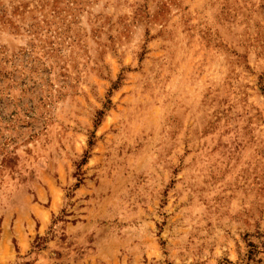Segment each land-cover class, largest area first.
Returning <instances> with one entry per match:
<instances>
[{"label": "rangeland", "instance_id": "1", "mask_svg": "<svg viewBox=\"0 0 264 264\" xmlns=\"http://www.w3.org/2000/svg\"><path fill=\"white\" fill-rule=\"evenodd\" d=\"M0 264H264V0H0Z\"/></svg>", "mask_w": 264, "mask_h": 264}]
</instances>
